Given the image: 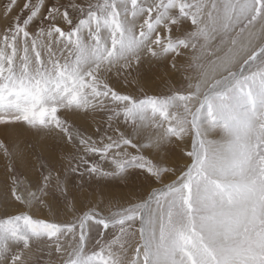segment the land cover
Instances as JSON below:
<instances>
[{"label":"snow or ice","instance_id":"snow-or-ice-1","mask_svg":"<svg viewBox=\"0 0 264 264\" xmlns=\"http://www.w3.org/2000/svg\"><path fill=\"white\" fill-rule=\"evenodd\" d=\"M0 159V264H264V0H0Z\"/></svg>","mask_w":264,"mask_h":264},{"label":"rangeland","instance_id":"rangeland-1","mask_svg":"<svg viewBox=\"0 0 264 264\" xmlns=\"http://www.w3.org/2000/svg\"><path fill=\"white\" fill-rule=\"evenodd\" d=\"M18 171L21 174L29 175L28 170L27 169H24L22 167H19L18 166ZM8 175L9 174L5 171L3 159H0V192L4 191L5 188H6V181H7ZM12 211L14 212L15 209H12ZM33 214L36 215V216H43V215H45V213H43L42 211L41 212H37L35 210L33 211Z\"/></svg>","mask_w":264,"mask_h":264}]
</instances>
